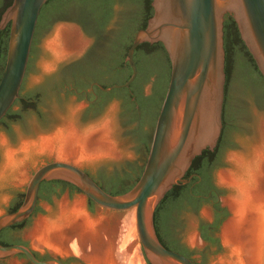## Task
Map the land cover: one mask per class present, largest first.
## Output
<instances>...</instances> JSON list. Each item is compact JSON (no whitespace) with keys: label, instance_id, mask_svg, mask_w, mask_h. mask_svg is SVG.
Listing matches in <instances>:
<instances>
[{"label":"water","instance_id":"1","mask_svg":"<svg viewBox=\"0 0 264 264\" xmlns=\"http://www.w3.org/2000/svg\"><path fill=\"white\" fill-rule=\"evenodd\" d=\"M47 1L12 0L0 16V31L9 25L0 77V121L8 115L0 127L22 102H16L21 99L20 88L24 97L31 74L35 27ZM151 7L152 16L146 27L136 32L126 53L125 61L131 69L129 79L99 87L103 92L129 88L137 75L133 60L136 48L143 43L162 44L170 62L169 81L136 183L124 194L113 196L80 165L61 160L45 163L29 176L20 206L0 215V231L27 219L39 198L30 220L36 218L44 196L41 189L51 180H60L75 186L104 211H135L137 236L149 264H196L160 243L154 211L173 186L181 184L193 160L204 150L215 149L221 135L228 87L223 40L226 15L232 17L240 39L264 78V0H152ZM18 253L32 264H63L54 257L39 261L31 249L22 245H0V258Z\"/></svg>","mask_w":264,"mask_h":264},{"label":"rangeland","instance_id":"2","mask_svg":"<svg viewBox=\"0 0 264 264\" xmlns=\"http://www.w3.org/2000/svg\"><path fill=\"white\" fill-rule=\"evenodd\" d=\"M60 27H71L73 35H69L68 40L66 39L68 55L61 61H53L47 44L56 37V32ZM45 28L36 32L31 74L23 97L25 99L24 104L29 107H24L22 100L1 125L0 143L4 141L5 149L19 152L22 144L36 143L41 138L53 135L64 128L68 121L74 122L75 128L79 131H85L110 119L112 136L117 147V156L100 160L94 164L86 163L79 167L88 170L108 190L120 191L131 187L139 177L145 164L155 121L167 89L170 74L167 56L161 53L159 49L144 48L148 55L153 54L156 56L157 53H160L164 63V73L161 75L164 77L163 85L160 90L162 98L159 97L158 107L151 118L146 117L142 120L138 112L135 117L134 111L137 107L129 98L132 94L129 89H113L108 92L99 90V101H102L106 96L108 97L104 100V104L102 108L100 107L101 109L99 108L97 114H93V111L89 110L83 102L82 94L75 96L74 92L66 91L67 87L75 86L72 78L58 80L52 78L59 66L70 64L82 56L89 45V40L82 36L74 26L53 24L50 28ZM51 62H54L53 69L49 72L44 71L43 66ZM159 78L160 73L157 71H151L146 77L141 78L138 88L144 98L153 95ZM114 79L116 78L114 77ZM109 85L107 83L104 87ZM226 121L228 129L225 147L218 154L217 168L214 172V182L221 190L219 202L221 207L226 210V217L219 224L215 234L217 246L206 251L198 234L200 225L212 221L211 213L207 208L202 207L192 213L189 212V206L184 203L180 211L174 214V217L180 221L177 232L178 238L181 237V240L178 245L183 250H195L193 259L197 264H218V258L225 255L220 232L224 223L230 217V212L224 202L228 190L218 183V172L230 168V164H228L229 154H248L262 142L264 80L252 66L247 65V62L238 53L232 57L229 64ZM57 160L53 156L37 154L25 167L26 180L23 183H17L11 179L0 181V215L5 214L9 208L22 203L29 176L37 168L45 163ZM3 165L4 148L0 146V176L2 175ZM102 165L109 167V173L115 175V180L118 181L117 185H110L105 179H98L96 167ZM41 191L44 196L37 217L25 225L19 237L27 244L29 249L40 255L47 254L51 257L68 260L69 264H90L86 259L90 256V250L84 248L85 251L82 255L72 251V246L77 243L76 240L78 239L73 232H68L69 238L66 246L69 252L65 255L52 253L47 248H34L29 238L38 220L55 216L61 201L66 200L72 204L76 199L83 198L87 214L94 219L101 216H107L108 218L103 231H101V241L106 247H104V252L110 248L116 264H148L137 236L135 211H104L97 206L90 210L88 199L82 193L74 191L68 196L65 188L60 185L46 184ZM192 235L196 236L195 244L188 242L189 237ZM104 252H102V255ZM97 253L96 255L101 256V253Z\"/></svg>","mask_w":264,"mask_h":264},{"label":"bare ground","instance_id":"3","mask_svg":"<svg viewBox=\"0 0 264 264\" xmlns=\"http://www.w3.org/2000/svg\"><path fill=\"white\" fill-rule=\"evenodd\" d=\"M71 34V27H60L56 37L47 44L53 61H61L68 55L66 41ZM53 67L54 62H51L43 69L49 72ZM112 134L110 119L85 131H79L74 122L68 121L53 135L36 143L22 144L19 152L5 149L2 141L4 165L0 181L11 179L23 183L26 180L25 167L37 154L71 160L77 165L115 158L117 147ZM261 137L262 142L248 154H229L230 168L217 174L218 183L228 190L224 202L230 212L220 232L225 255L218 258V264H264V125ZM107 221V216L94 219L87 214L83 198L72 204L64 200L54 217L37 221L29 238L34 248H47L52 253L65 255L69 252L66 246L68 232H73L78 238L72 246L74 253L82 255L87 248L90 256L86 259L90 264H116L111 249L104 252L106 247L101 241V231ZM188 242L195 244L196 236H190ZM96 251L101 256L96 255Z\"/></svg>","mask_w":264,"mask_h":264},{"label":"flooded vegetation","instance_id":"4","mask_svg":"<svg viewBox=\"0 0 264 264\" xmlns=\"http://www.w3.org/2000/svg\"><path fill=\"white\" fill-rule=\"evenodd\" d=\"M11 1L12 0H0V3L2 4L1 7H6L4 5H8ZM151 1L152 0H64L61 8L50 16L45 29L50 28L53 24L74 26L80 31L82 36L89 40V45L83 52L82 56L70 64L59 66L54 72L52 78L53 80L68 77L72 78L75 82V86L67 87L66 91L74 92L75 96L82 94L84 98L83 102L89 110L93 111V114H97L98 110H100L104 104V100H98L99 87H104L107 83L110 84L109 86L122 84L121 82L126 76L127 70L130 69L128 63L125 61L128 50L127 47H130L136 32L145 28L147 20L152 16L153 8L151 7ZM2 12L0 13V16ZM8 30L9 25L2 30L6 31L4 38L0 41V47L3 50L7 49L9 36ZM35 33L36 27L32 45ZM235 33L238 34V39H234L235 43L230 44L226 51L228 72L230 60H232V57L237 53L243 57L247 64L254 68L252 63L254 60L243 41L240 39L237 27ZM158 44L161 43L157 42L149 45L153 46ZM137 52L138 51L135 50L133 55L135 65L136 61L139 59H146L148 57V54L144 51V47L139 50L138 54ZM254 70L264 80L258 71L256 64ZM114 77L116 79H114ZM19 94L21 99H17L16 102L23 99L21 88ZM129 98L133 101L132 95ZM6 116H4V118ZM2 121H0V123ZM209 152L210 154H206L205 157H202L193 171L189 173V176L182 179L180 184L182 187L186 188L187 200L185 201V204L189 206V212L195 213L199 208L205 207L211 213L212 221L198 227V234L206 251L211 247L217 246L215 238L217 230L212 226L220 220L223 213H226V210L221 207L219 202L221 190L214 182V172L217 168V159L220 151L215 147L213 151ZM83 171H85V173H87L104 191L110 192V190L104 188L88 170L83 169ZM96 172L101 173L110 185H117L118 181L109 173L110 169L108 166H97ZM41 186L42 183L39 187L38 197ZM73 187L75 186L71 184L63 187L65 188V192L68 193V196L75 191ZM38 200L39 198L37 199L36 206L31 215L20 225H13L0 231V245H22L28 247L19 237L24 230L25 225L35 215ZM12 208H9L6 213ZM180 240L181 237H179V241ZM170 250L186 256L178 250L171 248ZM189 251L191 252L189 259L195 262L193 259V253L195 250ZM32 254L39 261L53 258L47 254H37L34 251H32ZM54 258L60 259L63 264H69L68 260L59 257ZM0 262L7 264H32L26 256L21 253L14 254L10 257L0 258Z\"/></svg>","mask_w":264,"mask_h":264},{"label":"trees","instance_id":"5","mask_svg":"<svg viewBox=\"0 0 264 264\" xmlns=\"http://www.w3.org/2000/svg\"><path fill=\"white\" fill-rule=\"evenodd\" d=\"M63 1L64 0H48L44 4V6L42 7V9L40 11L38 20H37L36 31H38L40 29H44L47 26L48 21L50 19V16L53 13L57 12L59 10V8H61ZM9 5H10V3H8V5H4V6L7 7ZM1 6H2V4L0 3V13L4 10V8H6V7H1ZM235 32H236V26H235V23H234L232 17L229 15H226L225 21L223 23V40H224V50H225L226 80H228V69H227L228 68V62H227V58H226V51H227L230 44L235 43L234 39H238V34ZM5 34H6V31H0V41L4 38ZM142 47H144V48L147 47L148 49L158 48L161 53L165 54L163 46L161 44L151 46L148 43H143V44L139 45L136 48V50L138 51L137 54L139 53V50ZM128 48L129 47H127V49ZM5 57H6V50H3L0 47V77H1V74L3 71V67H4V63H5ZM252 63H253V66L255 68V64L253 61H252ZM247 65H249V64H247ZM136 69H137L136 78L132 82L130 87L126 88V89H129L132 91L131 95H132L133 101H134L133 104H135V106L137 107V109L134 111L135 117L137 116V112H138L140 114L141 119L144 120L146 117L151 118V116L155 113V111L158 107L159 97L162 98V96L160 95V92H161L160 90H161L162 85H163V78L164 77H162L161 75L164 73V63H163V60H162L160 53H157L156 56H154L153 54H149L146 59H139L138 61H136ZM151 71L159 72L160 78H159L158 83L154 89L153 95H151L148 98H144L140 89L138 88V85H139L141 78L146 77ZM125 73H126V71H125ZM130 75H131V69L127 70V74L121 83H125L129 79ZM225 86H226V84H225ZM107 97L108 96H106L103 100H105ZM22 100H23V106L29 107L26 104H24L25 99H22ZM14 104L12 105V107L14 106ZM225 104H226V98L224 96L223 111H222V131H221V135L219 137V140H218L217 146H216L218 151H221L223 149V147H225L226 132L228 129L227 121H226V105ZM11 108H10V110H11ZM206 154H210L209 150H204L200 156H197L193 160L190 168L186 172L183 179L189 176V173L191 171H193V169L196 167V164L202 159V157H205ZM97 176H98V179L104 180V176L101 173H97ZM112 177L115 178V175H112ZM138 178H137V180H138ZM136 181H135V183H136ZM181 182H182V180H181ZM49 183L51 185H55V186L60 185V186H62V188L65 186H69V184H67V182L60 181V180H51ZM131 187L124 188L120 191L110 190V192H107V193H109L113 196H117V195L124 194ZM73 189L75 191L80 192L75 187H73ZM186 200H187L186 188L182 187L180 184L173 186V188L165 195V197L161 200V202L158 204V206L156 207V209L154 211V227H155L156 235H157L160 243L165 248H167L169 250H170V248L178 250V251L182 252L183 254H185L187 258H190L191 252L181 249L178 245L179 238H178L177 228L179 226L180 221H178V219L174 217V214L176 212L180 211V208L183 207V204L185 203ZM88 202L90 205V210H93L96 205L90 200H88ZM20 204L18 205V207L20 206ZM18 207L17 206L13 207L8 213L15 211ZM225 217H226V213H223L220 220L217 223H215L212 227L217 230L219 224L221 223L222 220L225 219ZM21 223L16 224V225H20Z\"/></svg>","mask_w":264,"mask_h":264}]
</instances>
